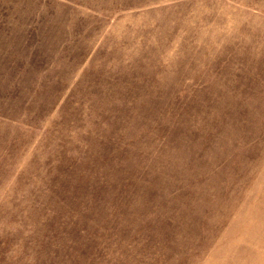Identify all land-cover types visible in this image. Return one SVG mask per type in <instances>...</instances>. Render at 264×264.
<instances>
[{"label":"rangeland","instance_id":"374dc122","mask_svg":"<svg viewBox=\"0 0 264 264\" xmlns=\"http://www.w3.org/2000/svg\"><path fill=\"white\" fill-rule=\"evenodd\" d=\"M0 264H264V0H0Z\"/></svg>","mask_w":264,"mask_h":264}]
</instances>
